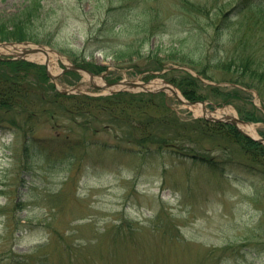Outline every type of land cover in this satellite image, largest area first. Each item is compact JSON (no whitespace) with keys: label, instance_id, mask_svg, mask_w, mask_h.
<instances>
[{"label":"rangeland","instance_id":"374dc122","mask_svg":"<svg viewBox=\"0 0 264 264\" xmlns=\"http://www.w3.org/2000/svg\"><path fill=\"white\" fill-rule=\"evenodd\" d=\"M38 1V38L50 42L43 46L50 57L19 61L42 65L54 76L66 65L85 64L96 76L106 73L102 83H112L194 74L185 57L210 75L200 80L198 94L215 117L264 111L255 93L236 92L229 82L234 70L215 65L237 52L246 20L232 18L216 36L207 22L229 0H193L210 8L207 15L183 12L180 0ZM25 2L0 0V14ZM261 5L250 10L258 19ZM263 26L250 38L263 34ZM14 69L4 72L20 70ZM28 81L20 90L26 93L22 107L0 110V264L25 253L43 264H264V168L251 164L254 157L247 160L238 147L202 135H196L200 145L182 150L186 158L169 149L130 155L105 118L76 120L64 108L67 100L50 104L55 92ZM49 85L75 95L106 94L75 72ZM222 91L233 93V106L220 104ZM164 96L180 121L200 116L170 92ZM252 126L264 134V123ZM190 154L212 157L218 170L189 160Z\"/></svg>","mask_w":264,"mask_h":264},{"label":"trees","instance_id":"16d2710c","mask_svg":"<svg viewBox=\"0 0 264 264\" xmlns=\"http://www.w3.org/2000/svg\"><path fill=\"white\" fill-rule=\"evenodd\" d=\"M110 1L115 2L117 0ZM128 1L133 4L135 0H127L126 5H128ZM252 1L256 2V8L261 7L262 0ZM248 5L250 4L247 2L242 3L243 9ZM40 8L41 5L38 0H28L26 5L17 12L0 14V42L33 41L48 44V40L38 38L40 33L36 22L40 20ZM237 8L238 4L228 8L221 4L215 8L218 13L215 14L217 22L213 27L217 37L228 24L230 11ZM180 9L185 13L194 15H207L208 10H210L206 5L191 0H180ZM243 9L238 11L237 14L242 12ZM210 20L213 24V16ZM262 20L263 16L260 17V22ZM142 21L144 22V20ZM262 24H264V21ZM235 48H237L236 53L225 60H219L217 64L225 71L234 70L236 75L231 77V80L246 88L255 89L260 99L264 101V36H261L260 40L251 41L246 32H243L242 43H238ZM182 61L189 64L197 74L211 78L204 68L197 69L194 67V61L185 57L182 58ZM14 67H19L20 70L8 74L4 72V70L14 69ZM28 80H32L33 83H36L45 91L49 87L55 92L53 95L48 96L50 104L54 102L60 106L67 100L69 104L64 108L76 120H82L85 124H88L90 121L97 122L101 118H105V123L108 124L106 127L112 128L120 137V141L124 143L126 150L132 155L145 157L157 152L164 153L167 149L174 153L191 150L192 147L202 143L197 140L196 135L213 136L214 140L219 141L221 139L232 146L238 147L242 157L247 160L254 157L255 161L251 164H260L261 168H264V148L261 145L242 136L231 125L199 119L186 122L180 121L174 112L169 109L168 104L164 103L165 96L161 93L131 94L121 92L104 99L87 96H65L56 92L49 85L43 67L24 62L0 61V110L12 112L18 107H22L23 101L26 100L24 99L26 93L20 94V90L29 84ZM168 81L177 87L183 97L189 101L203 98L202 95L198 94L199 86L196 79L190 75L171 77L168 78ZM232 95L233 93L224 95L226 97L225 102H229L228 97ZM43 99L45 98L43 97ZM238 112L240 118L245 121L264 122V115H255L253 111L248 112L241 109H238ZM84 117L87 118L82 119ZM25 148L27 149V147ZM113 148L116 150V147ZM222 149L225 150L223 147ZM47 155L45 160L50 159ZM192 155L195 158L194 160L209 170H218L219 163L212 157L206 154ZM165 172L166 166L163 165L162 175ZM8 260L12 264L44 263V261L36 262L32 254L26 253L11 254Z\"/></svg>","mask_w":264,"mask_h":264},{"label":"bare ground","instance_id":"6f19581e","mask_svg":"<svg viewBox=\"0 0 264 264\" xmlns=\"http://www.w3.org/2000/svg\"><path fill=\"white\" fill-rule=\"evenodd\" d=\"M23 51V48L20 47V46H15V45H12L10 47H7L6 49H0V54H20L21 52ZM48 57H50L47 53H37V54H33V55H30L28 56L29 59H34V60H38V61H48ZM85 77L86 75L83 74ZM93 84L95 85H103L104 82L102 83V81H100L99 78H93ZM152 88L154 89H158V88H161V87H164V84L162 83V81L160 80H152L149 84ZM191 107V111L195 114H198V115H202V109H201V105L200 104H195L194 106H190ZM230 112L228 111H225L224 114L226 116H230V117H233L232 114H229ZM223 114V113H222ZM205 116H211L213 114H211L210 112L206 111ZM217 115H221L219 112H217ZM239 128L242 129L243 131L251 134V135H255V131H254V127L252 125H244V124H238Z\"/></svg>","mask_w":264,"mask_h":264},{"label":"water","instance_id":"95a60500","mask_svg":"<svg viewBox=\"0 0 264 264\" xmlns=\"http://www.w3.org/2000/svg\"><path fill=\"white\" fill-rule=\"evenodd\" d=\"M71 69L72 70H80V71L82 70V71L86 72L90 77L93 76L92 73L88 72L85 69L79 68V67H71ZM47 75L51 79H54L55 78V77L51 76L48 72H47ZM113 85L114 86L127 85L130 88H141L144 91L150 92V90H148L147 88L144 87V84H138V83H135V82H117V83H115ZM106 86L107 87H110L112 85L107 84ZM93 87L96 88L97 86H93ZM168 89L172 91V89L170 87ZM111 93H113V92H111ZM181 102H183V101H181ZM195 103L196 102H190V103L189 102H185L184 104H186V105H194ZM202 110H203V112H205V108L204 107H202ZM205 119H207L209 121H214V122H220V121H222V122H225V123L232 124L241 134H243L244 136H248L246 133H244L241 129L238 128V124H244V122L241 121V120H239L236 117L235 118H231V119H229V118L228 119H218V118H213V117H210V118H207L206 117ZM257 141L262 142L263 140L262 139H258Z\"/></svg>","mask_w":264,"mask_h":264}]
</instances>
